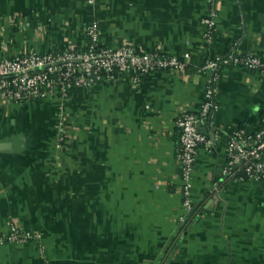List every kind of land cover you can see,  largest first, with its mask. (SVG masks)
<instances>
[{
  "label": "crops",
  "instance_id": "obj_1",
  "mask_svg": "<svg viewBox=\"0 0 264 264\" xmlns=\"http://www.w3.org/2000/svg\"><path fill=\"white\" fill-rule=\"evenodd\" d=\"M92 23L103 47L189 53L188 65L73 88L60 145V98L0 99V233L41 235L0 244V264H264V179L230 177L226 147L260 127L264 70L218 68L220 137L198 147L185 219L176 123L205 101L207 60L264 58V0H0V55L84 49Z\"/></svg>",
  "mask_w": 264,
  "mask_h": 264
},
{
  "label": "built area",
  "instance_id": "obj_2",
  "mask_svg": "<svg viewBox=\"0 0 264 264\" xmlns=\"http://www.w3.org/2000/svg\"><path fill=\"white\" fill-rule=\"evenodd\" d=\"M216 12L211 11L204 21L209 28L215 24ZM88 45L84 49H70L61 52L37 53L5 57L0 55V99L10 102H25L35 99L60 98L58 101V144L65 140L64 99L76 87H92L115 76V72L134 70L138 73L158 70H177L184 72L190 58L185 59L158 51L138 52L130 43L117 48L100 45L99 27L92 23L87 28ZM239 64L250 70H264V58L255 52L236 54L234 51L217 55L202 66L208 71L205 101L198 114L181 112L176 120L180 132V176L184 214L189 217L195 210L192 198L193 176L198 147L202 143L211 144L220 137V131L213 121L218 108L216 92L218 89V68L222 65ZM200 126L212 129L210 134L200 130ZM228 175L236 169H243L249 177L264 179V112L260 127L249 131L244 127L233 130L227 140ZM40 234L12 226L9 231L0 233V244L17 243Z\"/></svg>",
  "mask_w": 264,
  "mask_h": 264
},
{
  "label": "water",
  "instance_id": "obj_3",
  "mask_svg": "<svg viewBox=\"0 0 264 264\" xmlns=\"http://www.w3.org/2000/svg\"><path fill=\"white\" fill-rule=\"evenodd\" d=\"M240 175H243L245 178H249V175L244 170L240 172Z\"/></svg>",
  "mask_w": 264,
  "mask_h": 264
},
{
  "label": "trees",
  "instance_id": "obj_4",
  "mask_svg": "<svg viewBox=\"0 0 264 264\" xmlns=\"http://www.w3.org/2000/svg\"><path fill=\"white\" fill-rule=\"evenodd\" d=\"M86 48V47H85ZM140 53H142V52H140ZM117 72H115V74H116Z\"/></svg>",
  "mask_w": 264,
  "mask_h": 264
}]
</instances>
